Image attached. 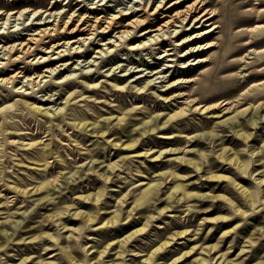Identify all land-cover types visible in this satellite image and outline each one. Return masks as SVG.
I'll list each match as a JSON object with an SVG mask.
<instances>
[{
  "label": "rangeland",
  "instance_id": "1",
  "mask_svg": "<svg viewBox=\"0 0 264 264\" xmlns=\"http://www.w3.org/2000/svg\"><path fill=\"white\" fill-rule=\"evenodd\" d=\"M55 1L56 0H46L42 5L43 10L54 5ZM72 1L76 13H79L88 10L81 8L85 3L89 6L99 5L100 10L104 6L101 5V3H106L108 0ZM138 1L149 2L150 0H112L107 4L112 5L111 7L114 9L111 11L115 12V10L117 11L118 9H130L131 6L135 8L139 6ZM155 1L159 2L161 0ZM191 1L192 0L187 1L184 5ZM69 3L70 0H61L56 8H59L58 10H61V13L67 14L72 8L71 5L69 6ZM16 5L17 4L13 3L12 7ZM39 6L40 5H37V7ZM217 6L221 10L229 8L231 11L242 15L244 18L251 19V21L240 24L234 27V29L229 30L230 35L228 36L231 38V41L226 47V51L230 53V58L236 59L237 62L234 64L223 62V68L219 70L214 68L211 74L213 81L206 83L202 89L198 88V91L199 94L207 95L214 92H221L223 87L227 84L235 85L236 83H244L245 85L237 91L236 97L241 95L248 85L252 83V81L246 82L249 72L254 69H264V63L259 64L258 68H248L251 65L249 64L250 62L259 63V61L264 59L260 58V48H263L264 45H245L249 39L254 40L263 35L262 29L256 31H251L250 29L256 24H263L264 20L258 19V17L263 14L261 11L264 9V1L221 0ZM41 14L42 11H39L33 16L28 12L21 16L20 19L12 16L7 27H10L11 30H17L18 27L22 29L30 26L33 29L34 27H32L31 23L39 21V19L37 20L35 18L41 17ZM43 18L42 21L53 19L48 13H45ZM218 18H220V16H218L217 19ZM3 20L4 19L0 20V24ZM248 29L250 31H247ZM4 30L6 31L5 35L10 36L7 32L8 28H0V31ZM22 31L30 33L33 30L24 29ZM189 34L190 32H188V35ZM105 36V34L100 35L98 38H103ZM107 36L116 38L114 34H108ZM213 37V39H217L224 37V34L222 32L215 33ZM105 41L107 42L109 39H103L101 43ZM169 43L171 42H166L168 48L175 47V44ZM93 46H96V43L93 44ZM159 46L160 45L154 44L138 50L124 49L120 46V49L116 48L117 50L110 53L101 55V53L95 54V52H93L89 55L91 53L89 51L82 53V56L69 59L66 61L67 64L58 65V68L53 73L47 72V76L42 80L40 86L36 87L37 92L33 94L37 95L38 99H42L40 102L38 100L35 101L33 97L25 94H15L11 96L9 95L11 88L0 86V244H8L4 252L2 249L0 250V264H22L21 260L25 257H31L30 259L33 257L37 259L45 258L46 260L56 258L58 264H75L62 249V246L73 248L75 245L80 248L78 253L73 251L76 258L81 260L82 264H90L88 258L93 255L92 251L103 248L106 243L116 238L114 237L116 233L119 237H122L129 234L134 229L143 226L146 217L138 213L136 215V219L138 220L134 222L132 226L122 228L124 225L122 222L118 225L103 227H100V223L94 224L91 228L86 229L82 236H79L78 233H74L76 237H79L78 241L73 239V237H67L66 239L65 236L68 232H66L65 229L61 230L62 235H60L58 225L53 222L50 223V221H47L40 226V223L50 212L56 211L67 204L80 206V208L88 211H96L99 207L91 200L88 199L85 201L80 199L79 196L93 193L98 190L106 192L100 206L102 212L99 214H101V216H108V213L105 211H108L109 205L115 203V198L117 196L120 197L129 193L127 203L133 206L139 201L138 199L142 195V191L145 187L150 183H161L160 186H157L158 193L150 204H143L139 207L142 210L148 209V212H153L157 215V218L148 221L145 230L136 231L130 236L126 246L128 252L123 264H152L143 263L142 260L145 259L153 249L160 245L161 239H165L172 231L182 228L179 227L182 221L189 222L191 220V225H189L188 228L194 229L201 227V222L204 218H211L219 214H232L233 207L224 201H217L214 205H211V208L217 207V211L208 212L201 209L197 212L196 208L199 209L209 205V198L203 201H196L195 197L179 200V198L184 196V193L181 191L176 192L174 197L167 198L176 184L181 181L175 178H166L162 173V171L171 167L167 162L168 160L170 162L172 157L176 155L175 153H169V155L163 157L162 160H151L143 155L131 157V151L119 148L118 146L112 147L104 138L92 136L84 129H81L80 126L75 125V123L78 124L79 122L80 124L93 122L96 119L101 121L103 118L109 116H113V118L116 115L123 116L124 113L127 112L126 127H122L121 125L116 126L119 131L114 134L113 137L123 135V138H127L130 134L137 136L139 134L137 127L142 121L159 113H161L159 119L163 118L167 112L171 111L170 114H172L176 109L184 106L182 103L187 99L199 96V94L195 91L193 92L192 89L197 86V83H193L189 80L186 81L185 79H179L175 82H168V80L173 72L184 73L186 76L192 75V77L203 79L204 75L214 64L209 62L202 65V63L195 58L197 55L207 52V50L199 53H193L194 50H189V52L186 53L184 50L191 47V45H179L167 51L173 55L165 56L164 54L167 52H163L162 54L159 53ZM256 48H258V50L255 51ZM215 51H221V53H223L224 50L215 47L209 50L208 54L214 53ZM185 53L188 56L183 59L181 55ZM41 54L45 56L44 52H40V55ZM93 54L96 56L94 57ZM2 55L3 53L0 54V57H2ZM204 55L205 54L202 56L199 55V58H203ZM241 57L243 58L239 61ZM76 59L80 60L79 63H73ZM2 60L1 58L0 61ZM55 63L61 64L65 63V61L59 63L56 61L54 65H56ZM44 67L38 72L43 71ZM33 71L34 65L30 64L26 74L29 75ZM83 74H87L88 77L83 76ZM147 82L150 83L147 85ZM88 83H97V85L93 86L92 84L88 86ZM20 85H22V83ZM179 92L183 93L179 94ZM176 95H178V101L174 100ZM69 97L72 98L70 101H68ZM263 99L264 98L257 101L255 104H258ZM33 104L41 105L44 110L38 111L34 108ZM249 105L250 100L246 102L243 101L238 106V109L245 108ZM262 109L263 107H261L257 113L261 112ZM249 111L250 110L247 112ZM233 113H227L225 116L232 115ZM23 114L33 115L35 117L36 121L32 123V128L27 127V124H25L22 117ZM222 114L223 111L218 109L214 111L209 110L207 112L195 110L188 111L187 114L179 118H173L170 122L171 129L159 132L152 141H150V144L146 146H153L154 149H166L171 146L184 148L189 146L202 147L204 149V155H197L193 152H188L187 155L194 156L198 161H201L206 171L210 170L212 165L214 170L218 169L214 166V152L210 149L209 140L205 139L206 136L201 139L202 142L200 144L190 145V143L186 142V133L182 130L187 127L190 129L196 127V129L192 131L193 133H206L216 128L217 131L223 134L221 129L225 128V126L223 124H218V121L225 117H221ZM244 117L245 116H240V121L237 120V124L243 122ZM38 123H41L44 127H39ZM232 124L233 123L230 125ZM244 124L245 121L242 125ZM38 131L42 132L38 134ZM258 132L264 133L261 130ZM232 134V132H229V135L224 137L227 145L232 144V142L238 139ZM162 135L165 137L173 135L174 138L179 139L173 143H162L158 145V138L162 139ZM258 140L251 141L250 143L257 144ZM30 143L34 144L31 145ZM241 146H245V143L241 142L239 147ZM98 157H100L99 160H104L101 166L111 162L113 163L114 161L120 162V165L116 167L112 174L113 180L105 182L96 172H90L84 175V177H78L80 173H84V167L90 159H96ZM245 157L250 159L249 154H246ZM99 160L95 162L98 163ZM84 162L86 164L80 167V171L77 172L74 177H68ZM95 162L93 164H95ZM256 163H260V161ZM256 163L254 164L255 166H257ZM226 167L229 168L218 170V172L231 174V170H236L231 165H226ZM56 176L59 177V184L55 187L53 184H49L48 187L39 191H29V193L19 191V188L30 190L36 185L47 183ZM148 182L149 184H146ZM185 182L188 183V190L191 192L226 194L234 204L244 200L242 194L234 189L226 180L217 182L205 178L198 179L192 177L186 179ZM244 184L250 191L256 192L257 184L255 180L244 182ZM48 192H50V194H48ZM45 195L49 198L39 199L41 196ZM164 200L169 201L171 204L174 203L175 206L173 209H175V211H167L163 214L157 213L156 206L163 205ZM243 208L251 211V209L247 207ZM18 219H21V221L18 222ZM65 220V223L69 226L80 227L85 224L81 218H72V216L66 217ZM126 220L127 219L124 221ZM27 223L30 224L29 228L31 229L43 230L58 236L60 243L56 244L47 238L41 241H35L31 238H28L25 242L17 239L10 241L9 235L14 233V236H16L19 232H25L27 230L25 227ZM237 223H242L244 227L224 237L222 241L224 245L221 246L222 251H225L228 245L238 239L243 240L248 238L255 228L264 226V210L257 212V214L252 211L251 217H238L226 226L218 222L211 223L207 221L202 225V238L198 240V243H216L218 240H221L222 231L234 227ZM210 232H213V235L210 239L206 240L205 237ZM185 240V238L179 239V242ZM80 242L85 243L86 246L93 245V249L85 252L80 247ZM261 242L260 248H257L255 252H248L243 255L245 262L254 264L264 259V236ZM190 243L193 245L196 242L191 241ZM45 247L50 248L47 249ZM171 249L173 251L168 253V250ZM181 249V245L176 243L167 249L156 251V253H154V259H156V261L153 259V262H155V264H165V262L173 260ZM115 250L116 249H113L112 252ZM6 260H8V262H6ZM116 260L121 259L119 258ZM28 262L29 264H36L32 261ZM111 262L112 261L108 263Z\"/></svg>",
  "mask_w": 264,
  "mask_h": 264
},
{
  "label": "bare ground",
  "instance_id": "2",
  "mask_svg": "<svg viewBox=\"0 0 264 264\" xmlns=\"http://www.w3.org/2000/svg\"><path fill=\"white\" fill-rule=\"evenodd\" d=\"M109 1L112 0H108L106 3H101V5L104 6L100 10L99 5L89 6L85 3L81 8L88 10L76 13L74 3L70 0L69 6L71 5L72 8L66 14L61 13V10L56 8L61 0H56L54 5L44 10L42 5L46 0H0V20L4 19L0 24V28H8L7 32L10 34V36H7L5 35V30L0 31V49H2L0 50V54L3 53L2 57H0V59H3L0 61V86L11 88V91L9 92V95L11 96L15 94H25L33 97L35 101L38 100L40 102L42 99H38V96L33 93L37 92L36 87L40 86L42 80L47 76L46 73H53L58 68V65L67 64L66 61L73 59L76 56H82V53L90 51L91 53L89 55L93 52H95V54L101 53L102 55L113 52L120 46L124 49L138 50L146 46L157 44L160 45L158 47L160 49L159 53L162 54L163 52L165 53L168 50H172L179 45H191V47L184 50V52L187 53L189 50H194L193 53H199L207 50V52L199 54L200 56L205 54L203 58H199V55H197L195 59H198L202 65L211 62L214 66L208 70L203 79L192 77V75L186 76L184 73L173 72L168 82H175L179 79H185L186 81L189 80L193 83L195 82L197 83V86L192 89L193 92L195 91L199 94L198 88L202 89L206 83L213 81L211 74L213 73L214 68L218 70L223 68V62H230V64L237 62L236 59L230 58V53L226 51V47L231 41V38L228 36L230 35L229 30L234 29V27L240 24L251 21V19L244 18L242 15L231 11L229 8L221 10L217 6L221 0H192L186 5L184 4L189 0H161L159 2L155 0H150L149 2L138 1L139 6L135 8L131 6L130 9L124 10L123 8L118 9L117 11L115 10V12L111 11L114 9L111 7L112 5L107 4ZM262 1L264 0H261V2ZM13 3L17 5L12 7ZM37 5L40 6L37 7ZM39 11H42V14L41 17L35 18L37 20L39 19V21L31 23L32 27H34L33 29L30 26L22 29L18 27L17 30H11L10 27H7L12 16L20 19L21 16L28 12L34 16ZM261 12L263 14L258 17V19L264 20V9ZM45 13H48L53 19L42 21ZM218 16H220V18L217 19ZM24 29L33 31L27 33L22 31ZM259 29H262L263 35L254 40L249 39L245 45H264V22L263 24L254 25L250 30L256 31ZM250 30L248 29L247 31ZM188 32H190L189 35ZM219 32H222L224 37L213 39L214 34ZM104 34L106 35L105 37L98 38L100 35ZM108 34H114L116 38H112V36L108 37ZM103 39H109V41L101 43V40ZM168 41L171 42L169 44H175V47L168 48L166 46V42ZM95 43L96 46H93ZM215 47L220 50L223 49V53H221V51H215L214 53L208 54V51ZM260 49V58H264V47ZM256 50H258V48H256L255 51ZM40 52H44L45 56L44 54L40 55ZM186 53L181 55L183 59L188 56ZM164 55L170 56L173 54L167 52ZM95 56L96 55H94V57ZM242 58L243 57H241L239 61H241ZM56 61L57 63L65 61V63H55L56 65H54V62ZM79 61L80 60L76 59L73 63H79ZM263 63L264 59L259 61V63L250 62L249 64L251 65L248 68H258V65ZM30 64L34 65V71L27 75L26 71L29 69ZM43 67V71L38 72ZM83 76L88 77L87 74H83ZM263 78V68L254 69L249 72L246 82L248 83L252 81V83L248 85L241 95L236 97L235 95L237 91L245 85L244 83H236L235 85L227 84L223 87L221 92H214L207 95L199 94V96L187 99L182 103L184 106L179 107L172 114H170L171 111H169L163 118L159 119V116L161 115V113H159L142 121L137 127L139 133L137 136L130 134L127 138H123V135L113 137V135L119 131L116 126L121 125L122 127H126L127 112H125L123 116L116 115L114 118L113 116H109L103 118L101 121L96 119L93 122H85L83 124H80V122L78 124L75 123L76 126H80L81 129H84L88 134L104 138L112 147L118 146L119 148L131 151V157L143 155L151 160H162V158L169 155V153H175L176 155L172 157L170 162L169 160L167 162L171 167L165 169L162 173L166 178H175L181 181L176 184L175 188L170 192L167 198L174 197L175 193L178 191L184 193V196L179 198V200L195 197L196 201H203L209 198V205L203 206L199 209L196 208L197 212L201 209L208 212L217 211V207L211 208V205H214L217 201H224L233 207L232 214H219L211 218H204L201 222V227L198 228H188V226L191 225V220H188L189 222L179 221V227L182 228L172 231L165 239H161L160 245L153 249L151 253L142 260L143 263L155 264V262H153L155 257L154 253L162 249H167L176 243H179L182 249L173 260L165 262V264H249V262H245L243 255L248 252H255L257 248H260L262 244L261 240L264 236V226L255 228L248 238L243 240L238 239L228 245V248L225 251H222L221 246L224 245V243H222L224 237L235 231L241 230L244 227L242 223H237L234 227L222 231L221 240H218L216 243H198V240L202 238V225L207 221H210L211 223L218 222L219 224L221 223L226 226L238 217H251L252 211L257 214V212L264 210V133L258 132L259 130L264 132V99L258 104H255L257 101L264 98ZM21 83L22 85H20ZM149 83L150 82H147V85ZM92 84L93 86L97 85V83H88V86ZM182 93L183 92H179V94ZM71 99L72 98L69 97L68 101ZM174 100L178 101V95L174 97ZM248 100H250L249 106L238 109V106L243 101L246 102ZM33 105L38 111L44 110L41 105ZM261 107H263L262 111L257 113ZM216 109L223 111L221 117H224L227 113L234 112L232 115L225 116L218 121V124H223L225 126V128L221 129L223 134L222 132L217 131L216 128H213L206 133H193L192 131L196 129V127H192L191 129L187 127L182 131L186 133L185 139L190 145L200 144L202 142L201 139L206 136L205 139L209 140L208 143L210 149L214 152V166L218 169L214 170L212 165L210 170L206 171L201 161H198L194 156L187 155L188 152H193L197 155H204L205 153L202 147L189 146L184 148L171 146L166 149H154L153 146H146L150 144V141H152L159 132L171 129L170 122L173 118H179L192 110L207 112ZM248 110L250 111L247 112ZM240 116H245L243 120V122L245 121L244 125H242L243 122L237 124V120H239ZM22 117L25 124H27V127L32 128V123L36 121L35 117L28 114H23ZM231 123L235 125H230ZM38 126L42 128L44 127L41 123H38ZM41 132L42 131H38L37 133L39 134ZM229 132H232V135H235L238 139L232 142V144L227 145L224 137L229 135ZM161 138L162 139L158 138V145L162 143H173L179 139L174 138L173 135L166 137L162 135ZM257 140V144L250 143L251 141ZM241 142L245 143V146L239 147ZM30 144L33 145L34 143ZM246 154L250 155V159L245 157ZM99 159L100 157L96 159L91 158L87 165H85V162L82 163L79 168L68 177H74L77 172L80 171V167L85 165L84 173H80L78 177H84V175H87L90 172H96L105 182L112 181V174L116 167L120 165V162L114 161L113 163L111 162L101 166V163H104V160ZM98 160V163L95 162ZM258 161H260V163H256ZM94 162L95 164H93ZM255 163L257 166L254 165ZM226 165H231L236 170H231V174L218 172V170L228 169L230 167H226ZM192 177L198 179L205 178L217 182L226 180L234 189L242 194L244 200L234 204L226 194L191 192L188 190V183H186L185 180ZM250 180H255L257 184V190L255 193L250 191L244 184V182ZM49 184H53L54 187L58 185L59 177L56 176L47 183L38 186L36 185L30 190L19 188V191L23 193L39 191L48 187ZM146 184H149V182ZM160 185L161 183H150L143 189L142 195L138 199L139 201L137 200L138 202L133 206H130V203H127L129 193L120 197L117 196L115 198V203L109 205L108 211H105L108 213V216H101V214H99L102 212L100 206L106 192L98 190L93 193L81 195L79 196L80 199L85 201L89 199L99 208L96 211H88L80 208V206L67 204L56 211L50 212L43 221L39 223L41 226V224H45L47 221H50V223L53 222L58 225L60 235H62L61 230L65 229V231L68 232L65 236L66 239L67 237H73V239L78 241L79 237H76L74 233H78L79 236H82L84 231L91 228L94 224L100 223V227H103L118 225L122 222V224H124L122 228H126L132 226L133 223L138 220L136 219V215L141 213L146 217L143 226L134 229L132 232L122 237H119L116 233L114 236L116 237L115 239L106 243L103 248L92 251L93 255L88 258L90 264H123L127 256L128 249L126 246L129 242L130 236L136 231L145 230L148 221L157 218V215L153 212H148V209L142 210L139 207L143 204H150L152 199L155 198L158 193L157 186ZM48 194H50V192H48ZM45 198L49 197L45 195L41 196L39 199ZM174 206V203L171 204L169 201L164 200L163 205L156 206V212L163 214L167 211H175V209H173ZM243 207H247L251 209V211L244 209ZM69 216H72V218H81L85 224L80 227L69 226L65 223L66 217ZM125 219L127 220L124 221ZM19 221H21V219H18V222ZM29 225L30 224L27 223L25 226L27 228L25 232H19L16 236H14V233L9 235V240L14 241L17 239L25 242L28 238L35 241H41L42 239L47 238L56 244L60 243L59 237L53 233L31 229L29 228ZM212 235L213 232L208 233L205 239H210ZM183 238L186 240L179 242V239ZM191 241H195L196 243L191 245ZM7 246V243H1L0 250L2 249L4 252ZM80 247L85 252L93 249V245L86 246L83 242H80ZM45 248L49 249L50 247ZM62 249L67 253L72 262L75 264H82L81 260L76 258V255L73 254V251L78 253L80 249L77 245L73 248L62 246ZM113 249L116 250L112 252ZM171 251L173 250H168V253H171ZM30 258L31 257L23 258L21 260L22 264H29L28 261H32L36 264H58L56 258L49 260H46L45 258ZM119 258L121 260H116ZM110 261L112 262L108 263ZM154 261H156V259H154ZM6 262H8V260H6ZM254 264H264V259L259 260Z\"/></svg>",
  "mask_w": 264,
  "mask_h": 264
}]
</instances>
